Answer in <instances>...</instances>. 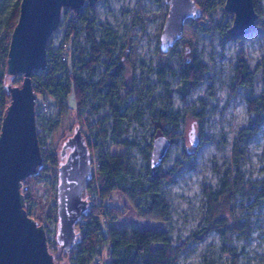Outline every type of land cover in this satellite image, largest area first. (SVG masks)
<instances>
[{"label": "rangeland", "instance_id": "1", "mask_svg": "<svg viewBox=\"0 0 264 264\" xmlns=\"http://www.w3.org/2000/svg\"><path fill=\"white\" fill-rule=\"evenodd\" d=\"M13 1L0 0V15ZM259 6V23L246 35L231 37L224 33L223 28L233 23L234 13L219 4L206 17V25L199 21L202 15L188 18L183 37L168 52H162L160 35L170 7L168 2L96 0L89 4L86 0L78 12L63 7L59 26L48 42L57 54L67 44L68 59L62 61L59 73L65 77V66H74L75 57L89 47L87 32L79 22L80 13L86 11L95 20L97 40L104 37L111 42L113 59L124 68V85L119 88L118 99L122 102L119 111L124 114L122 137L113 134L114 121L104 103L103 90L92 89L109 60L105 53L94 75L82 74L92 88L82 97L81 104L77 105L71 94L63 113L60 114L59 106L53 117L54 148L58 152L62 141L76 125L80 126L92 147L94 181H98L96 170L101 158L114 154L145 175L157 135L152 111L180 113L173 131L176 140L162 165L165 171L177 166L173 179L162 186L167 217L157 220L133 211L118 216L112 223L127 230L168 231L173 245L180 246L177 264H264V0ZM72 28L77 36L70 40L67 34ZM186 47L190 48L188 52ZM187 58H197L207 71L204 81L183 97L178 77L170 72H178ZM241 58L253 75L251 87L235 86V69ZM162 66L173 91L170 102L164 83L158 79ZM5 78L6 82L8 78L20 85L23 74L6 73ZM250 100L257 104L259 115L251 111ZM138 114L142 121L136 118ZM192 127L199 136L196 146L189 139ZM162 129L171 130L173 125L166 123ZM62 133L66 136L60 139ZM45 191V185L36 188L41 203ZM89 191L88 187L84 195ZM143 200L139 193L135 204ZM105 202L124 212L129 200L122 201L114 192ZM57 222L58 219L56 226L51 223L52 232H57ZM204 230L207 231L202 233ZM52 243L55 241H48L49 249L57 258L62 251L57 241ZM103 253L107 256L106 248Z\"/></svg>", "mask_w": 264, "mask_h": 264}, {"label": "water", "instance_id": "2", "mask_svg": "<svg viewBox=\"0 0 264 264\" xmlns=\"http://www.w3.org/2000/svg\"><path fill=\"white\" fill-rule=\"evenodd\" d=\"M86 0H21L18 20L12 30L6 60V73L23 74L20 85L8 78L5 88L10 100L0 131V264H58L50 251L45 228L37 224L21 189L25 178L38 174L42 155L36 132V100L32 84L34 70L47 66V44L59 26L63 7L76 12ZM170 4L160 35V49L168 52L183 37L188 18L200 17L196 0H165ZM94 4L96 0H88ZM224 8L234 13L228 29L231 37L255 30L258 14L254 0H225ZM186 47L185 51H189ZM192 145L199 143L195 127L189 132ZM172 140L157 134L152 143L150 164H162ZM57 190L58 222L56 241L64 262L78 264L72 248L76 225L88 210L84 195L92 174L90 149L79 125L61 143Z\"/></svg>", "mask_w": 264, "mask_h": 264}, {"label": "trees", "instance_id": "3", "mask_svg": "<svg viewBox=\"0 0 264 264\" xmlns=\"http://www.w3.org/2000/svg\"><path fill=\"white\" fill-rule=\"evenodd\" d=\"M20 1L14 0L10 6H7L5 9L3 8L0 15V131L1 122L10 99V95L5 88L7 83L5 78L6 60L11 33L19 16ZM196 1L202 9V16L199 18V21L203 25L207 24L206 17L208 14L215 10L219 4L224 5L225 3V0H221L220 2L217 0ZM259 3L260 0H254L255 10L258 14L256 26L262 15ZM79 22L87 32L89 47L81 50L78 56L75 57L74 66H65V77H61L59 76L63 68V60H61L60 56L61 51L57 54L47 44L46 68L40 71L34 70L32 73L37 104L44 94L48 93L50 101L59 104L60 114H62L65 109L64 103L71 94L76 104L79 105L81 104L82 97L93 85L92 89L103 90L104 103L109 106L114 121L113 134L115 137L120 138L122 137L124 114L119 111L122 102L118 101V99L119 88L124 85V68L113 59L111 42L107 41L104 37L101 40H97L94 32L95 20L90 18L88 12L80 13ZM229 27L225 26L223 28L226 35L228 34ZM76 36L77 32L74 28L71 29V33L67 34V38L70 40ZM104 53L109 60L106 63L103 75L91 85L84 80L82 74L83 72H87L89 76L94 75L95 67L100 62ZM206 71V65L198 61L197 58H187L185 65L178 72L172 70L170 73L178 77L181 94L185 97L191 88L204 81ZM166 73L163 66L158 69V79L164 83V92L168 98V102H170L173 91L167 80ZM235 82V86L244 85L251 87L253 85V75L243 58L239 60V64L235 69ZM249 102L251 111L259 115L260 111L257 104L253 100ZM179 117L180 113L172 114L167 111H152L156 133L165 134L172 140V143L175 142L176 134L173 131L178 126ZM136 118L142 121L141 115L138 114ZM166 123H171L173 129L163 130L162 127ZM53 124L52 129L54 130ZM65 136L66 134L62 133L60 139ZM200 141L202 142V140ZM123 143L126 144L128 141L123 140ZM59 145L60 143L57 144L56 149L59 148ZM88 146L92 152L89 142ZM168 155L169 153L163 162L167 159ZM58 158L59 154L58 157L57 154L53 155L54 161H57ZM163 162L156 168H153L151 164L148 165L146 174L141 175L117 154L101 158L96 175L99 182L98 195L104 202L102 204L97 203L96 198H89L90 206L79 221L78 226L82 231V235L77 244L72 248L78 264L91 262L93 256L96 254L105 256L103 255L104 248L107 249V256L105 258L110 264H177L180 246L173 245L168 231L151 228L127 230L112 224L118 216L127 215L133 211L138 216L157 220L167 217L169 211L162 195V186L163 183L170 182L173 179L177 166L165 171L162 167ZM36 177L37 175L28 176L24 179V183L35 180ZM114 192L119 195L122 201L129 200V203L125 202L126 209L124 212L114 210L113 206L105 202ZM139 193L144 196V200L141 204H135ZM205 231L207 230L202 231V233ZM54 244L52 243V245ZM60 250L62 251V249ZM62 258L63 253L60 252L56 258V262L59 263Z\"/></svg>", "mask_w": 264, "mask_h": 264}, {"label": "built area", "instance_id": "4", "mask_svg": "<svg viewBox=\"0 0 264 264\" xmlns=\"http://www.w3.org/2000/svg\"><path fill=\"white\" fill-rule=\"evenodd\" d=\"M63 47L64 48L60 52L61 60H67V44L65 43ZM32 83L34 86L35 83L33 82V80ZM58 108L59 104L57 102L50 101L48 93L44 94L38 104L36 100V132L38 135L40 151L42 155V166L38 174H35L37 175L35 180H31L26 183H24L23 181L21 186V189L31 209L35 221L37 222V224L40 223L41 225H43L46 232L50 230L51 234H49L48 232L49 236L47 235V233L46 235L47 239L49 238L48 241L51 240V242L52 240L53 242H56L57 233L56 230L53 232L51 231V223L53 226H56V221L58 219L57 190L59 183L60 156L57 161L53 160V155L57 154L58 157L59 152L54 148L55 136L54 130L52 129L53 117L55 113H57ZM52 109L55 110L53 111ZM92 174L86 188V190H88L89 187L90 191L87 192L86 197L88 199L96 198V202L102 204L104 200H102V198L98 195L99 184L97 180L94 181L92 179ZM40 184L46 186V191L44 192L43 196V203L37 200V196L40 194L36 192V188ZM78 224L79 222L76 225V231L78 232L76 244L82 235V231L79 229ZM54 258L56 261V256H54ZM86 264H110V262L105 258V256L96 254L95 256H93L92 261Z\"/></svg>", "mask_w": 264, "mask_h": 264}, {"label": "bare ground", "instance_id": "5", "mask_svg": "<svg viewBox=\"0 0 264 264\" xmlns=\"http://www.w3.org/2000/svg\"><path fill=\"white\" fill-rule=\"evenodd\" d=\"M48 96H49V94H48ZM49 98H50V96H49Z\"/></svg>", "mask_w": 264, "mask_h": 264}]
</instances>
